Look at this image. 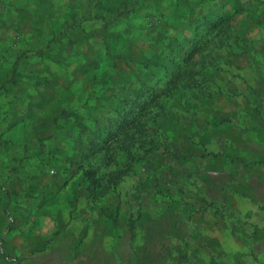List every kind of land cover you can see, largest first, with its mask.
<instances>
[{
  "label": "rangeland",
  "instance_id": "374dc122",
  "mask_svg": "<svg viewBox=\"0 0 264 264\" xmlns=\"http://www.w3.org/2000/svg\"><path fill=\"white\" fill-rule=\"evenodd\" d=\"M0 264H264V0H0Z\"/></svg>",
  "mask_w": 264,
  "mask_h": 264
},
{
  "label": "trees",
  "instance_id": "16d2710c",
  "mask_svg": "<svg viewBox=\"0 0 264 264\" xmlns=\"http://www.w3.org/2000/svg\"><path fill=\"white\" fill-rule=\"evenodd\" d=\"M227 19H228V16H227V17H226V16H223V17H221L219 20L206 22V23H207V29L211 30V29H213V28H216V27H218V26L221 24L220 21H221V22H224V21L227 20ZM194 50H195V49H193V50L191 51V53H193ZM125 118H126V112L120 113V117H119V120H118V122H117L118 125H121V127L124 126L125 124L122 123V122H120V120H123V119H124V122H125Z\"/></svg>",
  "mask_w": 264,
  "mask_h": 264
}]
</instances>
